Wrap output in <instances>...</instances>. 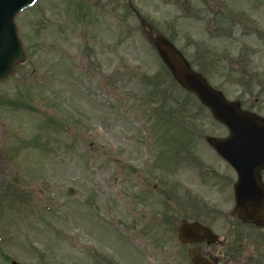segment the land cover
I'll use <instances>...</instances> for the list:
<instances>
[{"label":"rangeland","instance_id":"1","mask_svg":"<svg viewBox=\"0 0 264 264\" xmlns=\"http://www.w3.org/2000/svg\"><path fill=\"white\" fill-rule=\"evenodd\" d=\"M74 1L37 0L17 17L29 52L8 81L21 79L25 107L7 116L20 139L0 151V264L185 262L182 193L212 217L233 206L216 178L199 181L222 169L204 136L227 131L174 81L156 42L264 114V0H87L81 19ZM41 45L56 54H35ZM242 238L264 264V230Z\"/></svg>","mask_w":264,"mask_h":264},{"label":"water","instance_id":"2","mask_svg":"<svg viewBox=\"0 0 264 264\" xmlns=\"http://www.w3.org/2000/svg\"><path fill=\"white\" fill-rule=\"evenodd\" d=\"M35 0H0V79L10 73L15 64L25 61V55L14 22L15 15L32 5ZM158 50L164 55L173 76L225 125L229 134L225 138L209 140L215 151L235 170V208L243 219L264 223V187L259 181L258 171L264 168V122L241 111L234 102L225 98L195 71L191 70L182 55L166 41L157 40ZM178 238L186 242H215L217 237L210 229L198 222L182 221ZM192 264H214L193 249ZM12 264H16L12 262Z\"/></svg>","mask_w":264,"mask_h":264},{"label":"flooded vegetation","instance_id":"3","mask_svg":"<svg viewBox=\"0 0 264 264\" xmlns=\"http://www.w3.org/2000/svg\"><path fill=\"white\" fill-rule=\"evenodd\" d=\"M126 1L127 4H124L122 2V4L120 5L114 2V4L110 7H134L131 4L130 0H125V2ZM66 7H94V6L89 4L87 0H82L80 3L74 1L72 5L67 4ZM41 24H44V22H42ZM18 30L19 33H21L20 32L21 27H18ZM24 49H26V47H24ZM34 52H37L35 54L46 53V52L51 53V55L56 54L55 52L50 51V47H46L43 45L40 46L38 51H34ZM14 69L15 67L11 70V73L6 79L0 80V151H3L6 155L8 154L7 153L8 151L5 146L7 143L8 136L12 137L13 135H16V141L20 139L18 132H16L15 134H11L12 127L11 125H9L7 118L8 114L10 115L13 114L14 112L18 114L21 108L20 106L21 97L18 92L19 79L17 77H14L15 78L14 81L8 82L14 76ZM239 105L243 110L254 114L255 116H257V118L264 121V114H262V112L257 108L256 103L253 102L252 104H247V103L243 104L241 101ZM10 143H12V140H10ZM16 145L18 144L16 143ZM192 155L194 154H191L190 156ZM216 156L219 158V162L217 163V165H222L221 166L222 169H216V164L214 165L211 164L212 166H209L208 170L203 169L202 173L199 174L200 177L199 181H206L212 178H216V180L214 181L217 187L219 188V190L222 192V201L233 202L232 192H233V184L236 179V174L225 160H223L217 154ZM178 166L181 167V164L180 163L179 165L177 164L174 169H176ZM180 167H178L177 169H179ZM196 169L197 168H194L193 171L195 175H197ZM259 177L261 182L264 184V169H261L259 171ZM190 197L191 196L189 195V198ZM186 198L187 195H184V193H182L179 200V211H181V214H183V216L180 222L183 220H186L188 222L197 221L209 227L215 234H217L219 240L213 244L179 243L178 245H180L181 249L183 248L182 250L180 249L181 255L182 256L184 255L185 256L184 258L187 261L182 262L183 260L179 259L176 260L175 262H172L173 264H190V252L193 249H197L202 256L209 258L210 260L215 262V264H255L253 262V253L249 249V245L243 242L244 240L242 237L244 233H249L254 229L264 230V223L245 222L241 217V213L235 210L234 206H232V208H230L229 211L227 212L222 211L217 207H213L212 208L213 211L218 213V215H214L212 217L209 210H207L206 212V209H201L198 208L197 206H194V203L189 202ZM216 223H218L217 229L214 227ZM221 230H223V233L218 234V231ZM258 262L259 264H261L260 261Z\"/></svg>","mask_w":264,"mask_h":264}]
</instances>
